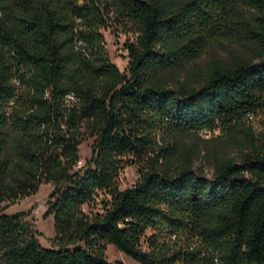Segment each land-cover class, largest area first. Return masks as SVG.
Instances as JSON below:
<instances>
[{
	"label": "trees",
	"instance_id": "16d2710c",
	"mask_svg": "<svg viewBox=\"0 0 264 264\" xmlns=\"http://www.w3.org/2000/svg\"><path fill=\"white\" fill-rule=\"evenodd\" d=\"M244 1L260 12L255 58L214 57L188 81L178 69L234 0H0V264H125L107 244L138 264H264V142L246 135L212 177L193 153L159 145L237 131L264 109V0ZM111 14L136 35L124 71L99 32ZM86 136L92 155L76 168ZM125 164L140 178L121 189ZM43 183L57 248L28 213L2 212Z\"/></svg>",
	"mask_w": 264,
	"mask_h": 264
},
{
	"label": "rangeland",
	"instance_id": "374dc122",
	"mask_svg": "<svg viewBox=\"0 0 264 264\" xmlns=\"http://www.w3.org/2000/svg\"><path fill=\"white\" fill-rule=\"evenodd\" d=\"M221 12L222 10L219 8L218 14L221 15ZM259 15V10L251 3L244 0H234L227 18L218 22L216 27L214 26L206 32V43L201 56L191 62L184 63L178 69L177 72L181 79L192 81L195 70L204 69L214 57L225 62L233 60L235 56L255 58V39L248 28L258 25ZM108 19L107 24L99 28V32L104 37L105 49L110 60L124 71L129 60L125 43L135 40L136 35L131 31L130 25L124 27L119 24L113 18V14ZM78 23L81 25L80 20ZM82 25L79 27L81 29L85 28V25ZM75 32L78 33L77 28ZM79 41L76 38L75 44L77 42L80 47L82 43ZM246 135L256 137L258 143L264 142V109L247 116L244 124L237 131L231 132L226 128L219 127L217 129H202L196 135H179L173 138L164 135L159 140V145L170 142L182 152L188 150L193 153L194 166L202 169L208 177H212L216 159L219 156L237 157L240 152L239 146L244 142ZM93 141L94 138L86 136L81 143L80 160L76 168L83 167L90 159ZM139 178V166L125 164L117 184L121 189H127L132 187ZM53 189L54 185L52 183H43L40 185L38 192L33 195L3 203L2 212L10 215L28 213L24 220L38 230L37 238L39 242L45 247L57 248L54 215L47 214L49 195ZM99 198H103V194ZM91 206L97 208L96 203ZM85 209L88 210L89 208L85 206ZM105 253L107 259L112 262L122 261L125 264H138L113 244H107Z\"/></svg>",
	"mask_w": 264,
	"mask_h": 264
},
{
	"label": "built area",
	"instance_id": "2783aa9c",
	"mask_svg": "<svg viewBox=\"0 0 264 264\" xmlns=\"http://www.w3.org/2000/svg\"><path fill=\"white\" fill-rule=\"evenodd\" d=\"M70 97H72V96H70Z\"/></svg>",
	"mask_w": 264,
	"mask_h": 264
}]
</instances>
